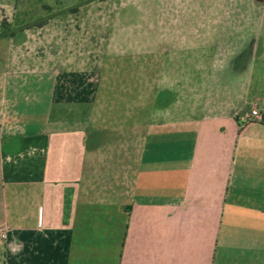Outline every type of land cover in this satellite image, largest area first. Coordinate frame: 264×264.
<instances>
[{
    "label": "crops",
    "instance_id": "obj_1",
    "mask_svg": "<svg viewBox=\"0 0 264 264\" xmlns=\"http://www.w3.org/2000/svg\"><path fill=\"white\" fill-rule=\"evenodd\" d=\"M3 5L0 27L16 8ZM14 50L0 84V264H264V121L223 113L192 80L200 67L156 57L91 76L72 55L32 67ZM35 71L49 86L31 106L8 78Z\"/></svg>",
    "mask_w": 264,
    "mask_h": 264
},
{
    "label": "rangeland",
    "instance_id": "obj_2",
    "mask_svg": "<svg viewBox=\"0 0 264 264\" xmlns=\"http://www.w3.org/2000/svg\"><path fill=\"white\" fill-rule=\"evenodd\" d=\"M5 3L16 8L0 33L23 28L0 42V84L14 47L16 58L28 53L32 67L55 51L72 55L68 67L91 76L123 63L149 69L158 57L166 68L200 67L192 80L215 88L223 113L231 107L248 119L257 109L264 118V0H0V16L9 14ZM43 77L35 71L8 81L20 79L32 106L42 97L36 91Z\"/></svg>",
    "mask_w": 264,
    "mask_h": 264
},
{
    "label": "built area",
    "instance_id": "obj_3",
    "mask_svg": "<svg viewBox=\"0 0 264 264\" xmlns=\"http://www.w3.org/2000/svg\"><path fill=\"white\" fill-rule=\"evenodd\" d=\"M248 120H255V121H263L264 118L263 116L258 112L257 109H253L251 114L247 115ZM7 233H6V228H1L0 227V238L1 239H6Z\"/></svg>",
    "mask_w": 264,
    "mask_h": 264
},
{
    "label": "trees",
    "instance_id": "obj_4",
    "mask_svg": "<svg viewBox=\"0 0 264 264\" xmlns=\"http://www.w3.org/2000/svg\"><path fill=\"white\" fill-rule=\"evenodd\" d=\"M81 1H82V3H87V2H91V1H95V0H81ZM98 1H104V0H98ZM8 25H10V23L6 19H4L1 23V27H6ZM22 28L23 27L19 26L17 28H14V30H10V29H9V31L8 30L7 31L2 30V32L0 33V38L10 36V35H14L16 31L22 30Z\"/></svg>",
    "mask_w": 264,
    "mask_h": 264
}]
</instances>
